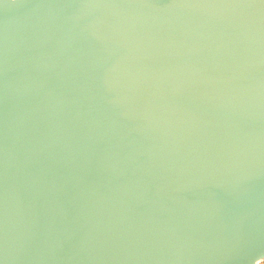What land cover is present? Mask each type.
<instances>
[{
	"label": "water",
	"instance_id": "water-1",
	"mask_svg": "<svg viewBox=\"0 0 264 264\" xmlns=\"http://www.w3.org/2000/svg\"><path fill=\"white\" fill-rule=\"evenodd\" d=\"M264 262V0H0V264Z\"/></svg>",
	"mask_w": 264,
	"mask_h": 264
},
{
	"label": "rangeland",
	"instance_id": "rangeland-1",
	"mask_svg": "<svg viewBox=\"0 0 264 264\" xmlns=\"http://www.w3.org/2000/svg\"><path fill=\"white\" fill-rule=\"evenodd\" d=\"M261 264H264V262H262Z\"/></svg>",
	"mask_w": 264,
	"mask_h": 264
}]
</instances>
